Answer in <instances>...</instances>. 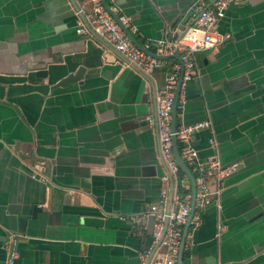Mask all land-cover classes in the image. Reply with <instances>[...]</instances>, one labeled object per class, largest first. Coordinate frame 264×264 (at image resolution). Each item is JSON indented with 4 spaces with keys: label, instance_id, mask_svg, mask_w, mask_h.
<instances>
[{
    "label": "crops",
    "instance_id": "1",
    "mask_svg": "<svg viewBox=\"0 0 264 264\" xmlns=\"http://www.w3.org/2000/svg\"><path fill=\"white\" fill-rule=\"evenodd\" d=\"M105 1L149 49L180 38L195 6L208 5ZM77 2L89 10V0ZM77 9L72 0H0V264L9 246L15 264H138L141 254L163 251L145 214L175 182L145 117L177 60L154 67L152 83L97 35L78 34ZM217 30L229 37L195 52L175 126L209 121L190 143L204 165L230 171L220 181L207 173L217 193L189 231L182 261L264 264V0L231 2ZM80 66L81 81L55 85ZM172 158L179 190L192 192L197 171L177 141Z\"/></svg>",
    "mask_w": 264,
    "mask_h": 264
},
{
    "label": "built area",
    "instance_id": "2",
    "mask_svg": "<svg viewBox=\"0 0 264 264\" xmlns=\"http://www.w3.org/2000/svg\"><path fill=\"white\" fill-rule=\"evenodd\" d=\"M236 0H208L207 6H195L196 16L183 32L180 38L164 37L154 44L152 51L158 56H167L178 53L181 64L178 61L171 64L162 90L154 87L155 107L151 114L145 118L156 129L158 138L157 149L167 174L175 182L173 188H162L160 200L148 206L145 215L153 219V237L157 244V250H163L159 255L147 260V252L140 255L138 264H177L179 256V246L183 236V229L189 219V229L186 234L184 249L187 248V237L189 231L196 228L201 219V210L210 204L217 193L212 191L210 176L208 172L215 175L216 181L222 180L230 171L228 167H223L217 161H211L204 165L197 155V151L190 143V136L204 127H209V121L196 122L189 125H182L172 128V110L175 103V95L178 90V83L181 77V86L192 79L197 72L195 52L201 49H210L220 45L229 34H220L217 30V22L224 15V11L231 2ZM78 5L76 11V32L78 34L93 33L100 37L103 42L118 52L126 65L139 71L143 76L154 83L152 75L153 68L163 59L152 56L138 48L126 35L115 18L107 11L101 0H89L90 8L86 10L83 4H78L77 0H72ZM119 20L124 24L126 18L119 16ZM180 86V88H181ZM180 90V89H179ZM183 99L178 97L176 110L181 107ZM175 142H180V157L194 170L197 171L195 177L194 205L191 208L192 195L188 187L184 185V192L179 190L178 167L172 158V148ZM207 169V170H205ZM163 180H167L166 175ZM182 181L187 182V176H182ZM17 251L8 247V255L5 264H15Z\"/></svg>",
    "mask_w": 264,
    "mask_h": 264
},
{
    "label": "water",
    "instance_id": "3",
    "mask_svg": "<svg viewBox=\"0 0 264 264\" xmlns=\"http://www.w3.org/2000/svg\"><path fill=\"white\" fill-rule=\"evenodd\" d=\"M101 3L103 4L104 8L107 11H109V13L115 18L116 22L121 26V28L126 33V35L128 36V38L138 48H140L141 50L145 51L146 53L151 54L152 56H155V57L160 58V59L175 58L181 64V68L183 70L181 58H180V56H179L178 53H174V54L167 55V56H158V55L154 54L152 51L146 49L142 44H140L139 42H137L135 40V38L128 31V29L125 27V25L120 22L119 17L109 8V6L107 5L106 1L105 0H101ZM83 71H84V68L82 66H80L74 73H69L68 75L64 76L55 85L56 86H66L69 83H72V82H75V81H81ZM202 79H203V82H204V86L207 85V84H209V83H207V76L206 75H204L202 77ZM180 86H181V77L179 79L178 90H177L176 95H175V103H174L173 110H172V120H171L172 128L175 127L176 103H177V100H178V97H179V89H180ZM173 142L175 143V139H173ZM192 183H193V187H192V192H191V195H192L191 208H193V205H194L195 181L192 180ZM191 216H192V210H191V213L189 214L188 221L185 224L184 229H183V236H182L181 243H180V246H179V256H178L177 264H183V261H182L183 255L182 254H183V248H184L186 234H187L188 229H189V226H190L189 225V219L191 218ZM22 222H23V220H20V224H22ZM20 224H19L18 228L21 230L22 227H21Z\"/></svg>",
    "mask_w": 264,
    "mask_h": 264
},
{
    "label": "trees",
    "instance_id": "4",
    "mask_svg": "<svg viewBox=\"0 0 264 264\" xmlns=\"http://www.w3.org/2000/svg\"><path fill=\"white\" fill-rule=\"evenodd\" d=\"M180 145H181L180 142L177 141V147H178L179 150H180ZM181 191L184 192L183 189H181Z\"/></svg>",
    "mask_w": 264,
    "mask_h": 264
}]
</instances>
